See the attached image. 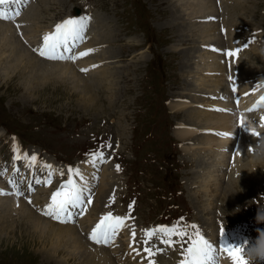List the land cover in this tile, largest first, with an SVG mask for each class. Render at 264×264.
<instances>
[{"label":"rangeland","instance_id":"374dc122","mask_svg":"<svg viewBox=\"0 0 264 264\" xmlns=\"http://www.w3.org/2000/svg\"><path fill=\"white\" fill-rule=\"evenodd\" d=\"M12 1L14 3L16 0ZM182 1L185 0H67L65 6H47V9H41L43 18L38 21L40 25L48 23L49 20L58 21L68 11L71 15H74L76 9L77 12L83 13L89 7L93 12L102 13L104 18L108 16V26L102 27L98 32L104 35V41L108 39L102 44L108 47L109 55H113L109 57L110 59H105L110 61L107 69L113 73L109 83L103 82L98 88L91 86L90 96L86 101L80 98L81 95L87 97L86 91L76 96L72 93L75 90L72 83L56 79L52 81L45 77H35L32 85L36 90L24 89L23 87L33 80L23 66L22 75L20 74L19 81L17 80L18 84L16 81L14 84L0 79V133H2L0 157L5 154L7 157L15 145L22 154H28L31 149H36L40 153V158L46 154L59 165H65L64 162L75 164L79 159L84 158H79L82 151L87 153L90 149H98L102 152L105 150L104 146H107L108 150L112 152L113 149L115 152L110 165L112 171L110 174H105L103 179V183L108 187L105 193L101 194L103 200L96 202L93 198L92 205L96 204L95 215L102 213V207L99 208L102 205L110 212L128 216L131 222L143 230L159 226L162 220H173L178 213L183 217L176 221L181 227L198 222L199 230L204 232L216 233V223L229 228L233 225L239 226L240 232L249 237V242L242 247L244 254L245 250L256 243L258 230H264V221L258 220V218L264 219V149L260 151L261 145H264V135H261L260 144L255 148L253 155L251 149L245 156L237 149L233 151V146L230 148L229 153L226 154L227 160L230 155L238 161L245 159L246 163L254 158L255 160L252 165H248L249 169L242 170V177L236 176L239 177L236 182H233L235 176L228 174L236 162L234 160L229 162V168L221 175V182L218 184L219 189L222 188L221 193L210 201L209 210L200 214L201 206L198 204L201 203L199 198L203 196H201L202 191L198 189L199 185L204 184L208 188L207 193H204L206 198L203 201H206L212 198L211 185L218 183L215 177L212 181L203 183L208 177L207 174H201V163L206 162L210 157L209 151L212 146L214 150H218L219 142L210 145L209 151H205L204 154H202L203 147L199 148V145H195L192 146L191 154L184 155L189 144L177 138L174 130L180 129L182 123L184 125L182 115L187 114V107L184 110L174 111L169 105L170 102H178L187 99L188 96L198 97L201 92L192 89H202L200 79L205 76L202 72L223 68L220 64H216L206 69V61L195 58L191 60L190 55L188 58L186 56V51L189 49H192L191 53H195L198 51L197 47H201L205 49L202 54L207 57L208 45L205 42L194 43L199 38L207 42L211 39L212 43L209 45L221 47L223 38L220 27L213 25L219 20L224 21L227 26L239 25L240 38L248 37L240 44L242 63L246 64L245 67L248 69L242 80L241 89L245 88V83L248 85V80L255 79V82L257 75L264 73V0H238L239 3L237 0H233L234 3H229L228 0H218L216 3L214 0L216 13L211 16L199 12V17H194L199 18L197 19L199 21L190 24L181 37L177 33L179 32L177 26L186 24L187 15L184 16V21L176 20L171 9L173 7L175 10L188 12L189 10L183 6L184 3L180 4ZM1 10L7 12L5 8ZM92 25L94 26L93 23ZM89 29L90 26L87 32ZM186 37L190 38L191 44ZM250 40L257 43L256 47L251 46ZM94 45L100 47V44ZM0 47L6 60V57H10L9 50L7 47ZM83 50V47L78 48L76 51L78 58L73 62L69 60L75 66H83L85 59L79 55ZM219 55L221 62L224 61V54ZM42 81L45 84L62 86L66 91L63 88L52 90L48 87L49 90L44 92L43 89H39ZM187 83L191 85L187 86ZM221 84L223 83L219 86ZM259 87L261 85L249 88L255 90ZM210 91L215 92L216 89L211 87ZM231 97L230 93L225 101L226 105H232ZM191 103H195V107L198 108L213 106L206 102L205 105H197L196 101ZM225 108L227 107H212L209 112L213 116L218 113L234 116V122L230 121L228 125L234 128L232 139L236 142L237 116L231 110L217 111ZM214 130L215 133L210 132L208 128L202 129L203 132L217 135L219 129ZM255 130H259L257 125ZM10 132L18 134L19 138L10 136ZM198 132L193 131L192 136L201 134V131ZM194 153L197 155L201 153V158L204 159L193 160ZM261 156L263 157L259 159ZM37 170L39 171L37 176L44 178L46 173L39 167ZM237 170L241 175V169L237 168ZM23 171H26L25 167ZM246 172H249L247 174L250 180L249 178L242 180ZM37 176L35 177L38 178ZM251 180L255 182L246 184L248 181L252 182ZM232 182L234 183L232 189L227 192L225 187ZM186 184L194 196L191 201L185 195ZM95 188L96 185L94 191ZM50 189H53L52 185L44 192L35 191L33 194H37L35 198L38 199L40 196H46ZM231 198L235 199L231 200ZM193 201H195L194 205H192ZM213 220L214 226L207 227L206 222ZM5 221L0 226H3L8 233L9 231L12 233L15 229V236L7 242L0 239V264H62L54 258L48 260L44 256L48 245L43 249L41 244H37L35 232L26 227L22 217L8 218ZM187 231L191 233L193 229L188 228ZM21 238L29 240L22 243L24 239ZM158 238L159 234H155L153 241L156 242ZM176 240L178 243L176 241L173 248L177 255L182 254L183 249L188 246L189 237ZM133 241H129L126 236L120 243L129 250L127 245L129 246ZM150 245L151 243H148L149 247ZM75 251L79 254L78 247H75ZM96 251L99 252L98 249ZM130 251L131 253L127 252V254L124 251L121 259L124 261L126 256L125 259L130 264H135V255L138 254L136 251ZM58 256L60 257V254ZM68 264L72 263L68 262ZM256 264H264V261H257Z\"/></svg>","mask_w":264,"mask_h":264},{"label":"bare ground","instance_id":"6f19581e","mask_svg":"<svg viewBox=\"0 0 264 264\" xmlns=\"http://www.w3.org/2000/svg\"><path fill=\"white\" fill-rule=\"evenodd\" d=\"M17 1L19 0H16L13 3V6H16ZM215 1L216 3H218V0H215ZM228 2L234 3L233 0H228ZM182 3H184L183 6L185 7V9L189 10L188 12H184L183 10L182 11L175 10L173 7L171 9L174 14V18L176 20L184 21V16L187 15L186 21H185L186 24L177 26V30H179V32L177 31V33H179L181 37H182L183 32L187 31L190 24H192L193 22L199 21L197 20L199 18H194V17H199L198 16L199 12H201L202 14L211 15V16H213L216 13V8L214 6V0H185V1L180 2V4ZM65 4H67V0H29L26 6L22 8L21 12L20 11L18 12V10L12 11L11 16L15 14L16 12L18 13V15L14 17L15 18L14 20L12 21L0 20V46L7 47L9 50V55H10L9 58L5 56L6 57V60H5L3 58L4 56L2 55L4 53L0 51V79H3L6 83L12 82L16 84L17 80L20 77V74L22 75L23 68H24L28 72V74L31 76V80H33V78L35 77H45L52 81H55L56 79L62 82L72 83L73 88H75V90L72 91L74 95L78 96L80 92L86 91L87 97L84 95L80 96L82 101H86L87 98L90 96L89 90L91 89V86L98 88L103 82L109 83L110 77L112 76L113 72L107 69V65L109 64L110 61L105 60V59H110L109 57H113V55H109L108 47L106 48L105 45L102 44V42H106L108 41V39L106 38V40L104 41V35L99 34L98 32V30H100L102 27L108 26V22H107V20L109 19L108 16H105L104 18L102 16V13L99 14L96 11L93 12V9H91L90 7L85 12L83 13L80 12L81 14H78L77 12H75L74 15H71L68 11L70 9H67L68 12L65 13V16L60 18L58 21L49 20L48 23L44 25H40V23H38L39 19L43 18L41 9L43 8L47 9V6L49 7L65 6ZM75 16L77 17L78 16L79 17L90 16L91 17V21L88 23L86 32L84 34V39L82 41L83 45L81 47L84 48L83 52H86L88 49H94L95 51L90 52L87 55L83 56V58L85 59L83 66L82 67L78 65L75 66L73 63H71L73 61L70 62L69 60L51 61L45 58H38L34 54L35 51L34 52L32 51L33 47L31 46H34V45L36 46L37 42L39 41V38L41 39L45 33L53 31L57 23H59L60 21L68 17H75ZM207 22L209 21L207 20ZM92 23L94 24V26L92 25ZM213 25L215 27H220V33L223 38L222 44L225 41H228V44L225 45V47H228V51L226 50L227 53L229 51L233 52V50H237L236 49L237 42H241L244 39H248V37L240 38L238 28L234 26L233 27L227 26L226 23H224V21L220 22L219 20L218 23H214ZM89 26H90V29L87 32ZM95 32H96V36L94 37ZM186 39H188V41L191 44L190 38L186 37ZM197 40L198 41H194V43L198 42L202 44L203 42H205L206 45L212 43L211 39H210V42H207L200 38ZM250 42L252 43L251 46L256 47L257 45L256 43H253L251 40ZM78 43H80V41ZM143 43L145 44L146 41ZM94 44H100L101 47H96ZM197 49L198 51H195V53L194 52L191 53L192 49H189V50L187 49L188 50L186 51L187 58L191 56L190 57L191 60L195 58L200 61H206L207 62L206 69L209 68L211 65L215 66L216 64L221 63V57L218 53H215L209 50L207 57H205L202 54V52H205V49L201 47H197ZM227 53L224 54L225 63L222 69L220 70L215 69L212 72L210 70L202 72V74L205 75L204 78L200 79V84L202 86V89H197V88L192 89L195 92H198V91L201 92L198 97L188 96L187 99L184 98L178 102H170V105H169L174 111L184 110V108L187 107L186 108L187 114L182 115V117H184L182 119V121L184 122V125L182 123L181 124L182 127L180 129L174 130V133L177 135V138L189 144L185 149L184 155L191 154L190 151L192 150V146H195V145H199V148L203 147L202 154H204L205 151L207 150L209 151L210 145H213L214 143L219 142L218 147H217L218 150H214L212 146V148L209 151L210 157H208V160L206 162L203 161L201 163L202 165L201 174L202 175L207 174V177H208V180L206 178V180H203V183H206L207 181H212L214 177H215V180H218V183L211 185L213 187L212 188L213 191L212 193H210L212 198L210 197V199H207L206 201H203L202 199V202L198 204L201 206L202 212L208 211L209 209L208 205L210 201H212L214 196L221 193L222 188L219 189L218 184L219 182H221V179H220L221 175H223V173L225 174V172L228 170L229 165H230L229 162H233L232 160L236 162L235 166L231 165V166H234V168L228 173L229 175L235 176L233 179V182L236 180V178H238L236 176H240V177L243 176L242 170L247 169L248 165L253 164V160H249V162L246 163L247 161H244L245 159L238 161L232 158V155H230L229 160H227L226 154L229 153V150L232 146H233V151L237 149L240 153H242L245 156L247 155L249 149L256 148L257 146L255 147L253 144L256 138H253L250 135L251 132L248 131V128L253 130L255 129L256 125H257V128H261L260 123L263 122L261 117H264V111L259 110L258 108L260 104L258 103V101H260L261 97H264V90H261L259 93H248L246 91L243 92L250 85V84L246 85L245 83V88L241 89V80L245 78L244 75L246 74V71L248 70L247 67H245L246 64L244 65L242 61L235 55L228 56ZM81 69H87V71H81ZM200 70H204V68H200ZM224 72H226V74L230 76L231 79L229 81L233 85H235V95L231 93L232 94V97H231L232 105L231 106L225 104V101L228 99L230 92L227 90V83L225 82V79L223 77ZM256 79L259 80L256 86H260L261 80H264V74L259 73ZM34 81L35 80L30 81L28 85L27 86L25 85L24 87L22 85H19V86L17 85V86L18 87L21 86L24 89L31 88V90L34 91L36 90L35 86L32 85L34 84ZM115 82H117V80H115ZM40 83L42 84V86L39 89H43L44 92L49 90L48 87H50L52 90H58V88L60 89L63 88L62 86H58L54 84H45L44 81ZM220 83H223V84L219 86ZM187 84H186L187 86L191 85V83H187ZM211 87H214L216 91L211 92L210 91ZM108 88L110 89V87ZM63 89L65 90V88ZM192 101H196L197 105H205L204 103L206 102L209 105H213L212 107L214 108L224 106V107H229L231 109V112L234 111L236 113L235 115L237 116L236 118L237 120L235 121L237 125V131H238V134L235 137V140L238 138L237 141L235 142L232 139L234 128L228 125L230 121L231 122L233 121L234 116H228L225 113H218L215 116H213L212 113L209 112L210 108L212 107H209V108L199 107L198 108V107H195V103H191ZM85 104H89V103L85 102ZM186 116H188V118H186ZM218 121H221L223 123L222 124L217 123ZM204 128L220 129L223 131V133H228V135L219 136V135L208 134L206 132H203V134H199L198 136H195V137L192 136L193 131L198 132ZM259 133H257V131L255 132V134L259 136L264 135V133H262L261 131ZM0 134L2 135V133ZM217 136H219L218 140H217ZM104 149L108 151L107 146L104 147ZM38 152L39 151L36 149L34 150L31 149L29 151V155L30 157L33 154L37 156ZM108 153L110 156V152ZM195 153H194L193 160H195L196 158H199L201 160L204 159V158H201V153L199 155ZM44 157L45 159L48 158L46 154L44 155ZM262 157L263 156H261L259 159H261ZM89 159H92V158L89 156L87 159H84L80 163L86 166L88 164ZM97 162H100V161L98 160ZM49 163L50 165L53 166L52 176L55 178L60 176L61 175L60 170L56 167V165L52 162H49ZM240 164L241 166H238ZM35 165L42 168L43 162H38L36 160ZM224 165L226 166V168ZM104 168H103L104 172H101V175L98 177V180H100L99 181L100 183L97 187L98 191H94V193L91 195L90 203L86 201L85 206L83 204L80 206L81 215L78 217V219L74 223H70V222L65 223V222L55 220V219L51 220L49 218L42 216V214H44V211H45V206L48 203H50L49 199L51 197V194L53 193L51 192L49 195L40 196L38 199L35 198L37 194L35 195L33 194L31 197V202H29L30 201L29 197H26V198L19 197L18 198L16 195H13V194L2 195V196L0 195V225H2L3 221H5L8 218L22 217V220L26 222V227L31 229L33 233L35 232L34 237L38 239L37 244H41L43 249L45 248V246L48 245V247L45 248L46 252L43 251L45 253L44 256L48 260L54 258L57 262L62 263V264H68V262L72 264L73 263H76V264H95V263L119 264L118 261H122L123 264H130L129 261L125 259L126 256L124 257V261L121 258L124 255L123 253L124 251H126V254L127 252L131 253L130 250L136 251V254L139 252V247L137 246L138 242L136 240L135 242L133 241V243L130 244L129 246L127 245L129 250H127L126 246L124 244L122 245L121 243L119 248H116L115 251H111L108 249L106 250L104 248H98V247L91 245L86 237V234L83 233V231H86V232L88 231L90 224L102 218L103 215L109 213V210H106L102 207L101 208L102 213L100 215H95L96 204L92 205L93 198H95L96 202H99V200L102 199L101 194H104L105 193L104 191L108 189L107 185L103 183V179L105 177V174L110 173V169L109 168L104 169ZM237 168L241 169L240 170L241 175L239 174V171L237 170ZM88 169L94 170V166L91 165ZM213 173H216V174L214 175ZM247 173L249 172L245 173L242 180H245L246 178H249L250 180V176ZM73 179H75L80 185H82V183L84 182L88 183L86 175L83 173L82 170H81V175L79 177H74ZM233 182L229 184L227 187H225L227 192H229L232 189L231 187L234 184ZM254 182H255L254 180L252 182L248 181V183L246 184H252ZM3 183H4V180L2 179V177H0V185H2ZM204 186H205L204 184H200V188L198 189L199 191H202V192L205 191L207 193L208 188L207 186L205 187ZM1 187H0V190H3L1 189ZM42 188L43 186H40L38 188V191L39 192L46 191L45 189H42ZM185 188L187 190V193L185 195L188 198V200L191 201L194 198V196L191 194L189 190L190 188L187 184L185 185ZM14 191L15 189H12L10 190L9 193H13ZM85 192H87V190L84 189V193ZM95 195L97 196L95 197ZM234 199L235 198H231V200H234ZM38 200H41V202L39 203ZM45 202L47 203L41 207V203H45ZM194 203L195 201L192 202V205H194ZM97 225L103 226V223L97 224ZM97 225H95L94 228H96ZM0 227L2 228L0 229L1 241L7 242L15 236L14 228H13L14 230H12V233H10V231L8 233L6 230H4L3 226H0ZM20 235H22V233H20ZM114 238L115 237H113L112 240ZM21 240H23L22 243L23 242L25 243V242H28L29 239L21 238ZM34 243L36 244V242ZM222 245L225 246L223 242L219 244V254L218 253L216 254V260L218 258L219 264H233L231 258L227 255V253L221 250ZM75 247H78L79 254H76L77 251H75ZM97 249L99 250V252L96 251ZM56 252L58 254H56ZM111 252H114V253L116 252V254H118L119 259L116 257H113ZM59 254H60V257L58 256ZM140 256L135 255V259H136L134 262L135 264H137ZM77 258L79 260H76ZM156 262L160 264H167V262H159V260H156Z\"/></svg>","mask_w":264,"mask_h":264},{"label":"snow or ice","instance_id":"6c2138e0","mask_svg":"<svg viewBox=\"0 0 264 264\" xmlns=\"http://www.w3.org/2000/svg\"><path fill=\"white\" fill-rule=\"evenodd\" d=\"M9 2L10 0H0V5ZM0 18L10 19L11 17H9L4 11L0 10ZM90 21V16L68 17L60 21L55 25L53 31L47 32L43 35L42 44L34 51L38 52L40 57L51 61H75L78 58L76 55H65V53H71L73 47L76 45V42L83 41L84 33ZM93 51L95 50L88 49L86 52H81L79 55L84 56ZM238 52L239 49L236 50V53ZM236 53L229 51L227 55L232 56ZM81 71H87V69H81ZM260 102H264V97L260 98L258 103ZM217 110L224 111V109ZM220 135H228V133H220ZM13 151L14 159L20 160L22 157L15 145L13 146ZM88 155L92 158L90 162L93 164H95L98 160L102 161L104 159L102 152H92ZM23 159L28 162L29 166H34L37 156L33 154L29 157L28 154L25 153L23 155ZM42 167L49 170V175L45 180L41 181L37 179L36 182L50 184L51 176L53 174V166L44 164ZM117 170H119V165H117ZM60 173L63 175L62 169L60 170ZM80 175L81 170L78 167L73 168L72 166H68V179L62 182L59 188L51 194L50 203L45 206L44 215L66 223L71 219L70 210L72 208H75L77 205H81L85 199H87L89 203L91 202L90 198H86L84 196V189L82 186L75 179H73V177H79ZM9 182L12 183L11 180ZM13 186L16 189L13 193H5L3 190H0V195L13 194L16 196H22L23 193L19 190L18 186L15 184ZM125 220L126 217H113L111 213L106 214L103 226L97 225V227L92 230L90 239L96 243H110L117 231L123 226ZM188 228L193 229V231L188 233ZM144 233L145 247L143 248V251L149 258L155 253L148 246V243L155 234L160 233L163 237H167L162 238L161 243L169 246L174 244L171 239L173 236H179L181 239L186 236L189 237L190 243L183 249V259L180 261V264H217L216 249L207 239H205V237L201 234L199 227L195 224L184 225L183 227H181L179 222L171 227L159 225L152 229H145ZM132 234L135 242V228L132 229ZM221 250L227 253L233 264H248L241 246L222 245ZM148 264H154V261L149 259Z\"/></svg>","mask_w":264,"mask_h":264},{"label":"clouds","instance_id":"9594fccd","mask_svg":"<svg viewBox=\"0 0 264 264\" xmlns=\"http://www.w3.org/2000/svg\"><path fill=\"white\" fill-rule=\"evenodd\" d=\"M264 149V145H261ZM259 221H264V219H259ZM259 236L256 243L245 250L244 256L248 261V264H256L257 261H264V230H258Z\"/></svg>","mask_w":264,"mask_h":264}]
</instances>
